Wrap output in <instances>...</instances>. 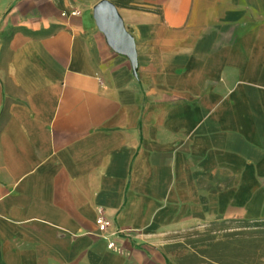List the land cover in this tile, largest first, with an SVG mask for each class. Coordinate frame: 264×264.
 <instances>
[{"label":"crops","instance_id":"crops-1","mask_svg":"<svg viewBox=\"0 0 264 264\" xmlns=\"http://www.w3.org/2000/svg\"><path fill=\"white\" fill-rule=\"evenodd\" d=\"M98 1L0 0V264H175L174 232L264 221V0H110L134 63Z\"/></svg>","mask_w":264,"mask_h":264},{"label":"rangeland","instance_id":"rangeland-1","mask_svg":"<svg viewBox=\"0 0 264 264\" xmlns=\"http://www.w3.org/2000/svg\"><path fill=\"white\" fill-rule=\"evenodd\" d=\"M114 1L127 2L131 0ZM239 232L243 234H238ZM207 235L215 237L220 242L235 241L230 245L235 250L238 248L236 240L244 239V237L259 239L261 242L256 247L258 248L256 255L260 256L259 263L264 264V221H260L256 227L239 228L235 223L221 224L218 220L199 227L174 232L165 245V251L175 264H180L182 260H185V264H194L200 258L193 252L188 242L205 238Z\"/></svg>","mask_w":264,"mask_h":264},{"label":"trees","instance_id":"trees-1","mask_svg":"<svg viewBox=\"0 0 264 264\" xmlns=\"http://www.w3.org/2000/svg\"><path fill=\"white\" fill-rule=\"evenodd\" d=\"M115 4L128 5L129 2L114 1ZM221 224L235 223L239 228L256 227L260 221H249L244 219L238 220H219ZM243 234V233H238ZM237 250L230 247L234 242H220L215 237L207 235L205 238L192 240L188 245L193 249V252L199 256L194 264H261L259 263L260 256L256 255V250L261 242L259 239L245 238L236 240ZM240 254V255H239ZM180 264H185L182 260ZM189 264V263H186Z\"/></svg>","mask_w":264,"mask_h":264},{"label":"water","instance_id":"water-1","mask_svg":"<svg viewBox=\"0 0 264 264\" xmlns=\"http://www.w3.org/2000/svg\"><path fill=\"white\" fill-rule=\"evenodd\" d=\"M93 17L107 42L134 63L133 41L122 25L115 5L110 0H99L93 7Z\"/></svg>","mask_w":264,"mask_h":264},{"label":"built area","instance_id":"built-area-1","mask_svg":"<svg viewBox=\"0 0 264 264\" xmlns=\"http://www.w3.org/2000/svg\"><path fill=\"white\" fill-rule=\"evenodd\" d=\"M97 222V226H98V230L101 233V235H111V236H115L120 234L122 231L120 230H113L112 232L108 233L109 227H110V222L108 220H106L105 218H103L102 216H99L96 220ZM108 248H114V243L113 242H109L108 243Z\"/></svg>","mask_w":264,"mask_h":264}]
</instances>
